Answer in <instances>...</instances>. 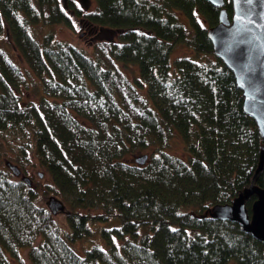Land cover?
Returning a JSON list of instances; mask_svg holds the SVG:
<instances>
[{"label": "trees", "instance_id": "trees-1", "mask_svg": "<svg viewBox=\"0 0 264 264\" xmlns=\"http://www.w3.org/2000/svg\"><path fill=\"white\" fill-rule=\"evenodd\" d=\"M218 12L205 0H0V144L16 157L0 152V264H264L263 242L206 213L250 187L263 146L213 55ZM178 46L188 54L171 61ZM8 162L45 173V192ZM41 193L71 207L65 222Z\"/></svg>", "mask_w": 264, "mask_h": 264}, {"label": "water", "instance_id": "water-1", "mask_svg": "<svg viewBox=\"0 0 264 264\" xmlns=\"http://www.w3.org/2000/svg\"><path fill=\"white\" fill-rule=\"evenodd\" d=\"M205 1L220 9L218 23L207 30L213 55L233 73L243 94L244 112L254 120L263 140L258 168L250 187L243 189L231 203L217 204L206 213L215 220L238 223L244 232L264 243V189L256 185L264 169V0H229L231 15L226 8V0ZM147 161L148 155L136 159L140 165ZM7 167L15 177L21 178L29 187L32 185L31 178L24 175L17 165L8 162ZM253 196L256 199L249 213L247 202ZM47 206L54 215L65 209L62 202L54 197L49 199Z\"/></svg>", "mask_w": 264, "mask_h": 264}, {"label": "rangeland", "instance_id": "rangeland-1", "mask_svg": "<svg viewBox=\"0 0 264 264\" xmlns=\"http://www.w3.org/2000/svg\"><path fill=\"white\" fill-rule=\"evenodd\" d=\"M90 7V5H89ZM43 30L42 29H39V32H42ZM55 37H57L58 39H66L70 42H72L74 45H76L77 47H79L80 49H83V50H88V45L86 43L85 40L79 38V34H75V32H70V31H67L66 29H62L58 26L55 27ZM188 49L185 48L184 46H178L174 49V51L172 50L171 52V55H170V58H171V61H173L175 59V57H178V56H183V55H187L188 54ZM180 139L178 138H174L172 141H171V145H170V150L171 152L177 154V155H181L183 153V144L181 141H179ZM0 152L2 153V158H7V159H10V158H16L15 157V153L13 151V146L8 144V143H2L0 144ZM10 161V160H8ZM15 164V162H13ZM16 165V164H15ZM26 170V176L30 177L31 180L34 181V186L36 188H41V192H45V189L48 184L50 183V178L48 176L45 175V173L42 174L43 177H37L38 175V170L34 169V167L32 166H29L27 167ZM40 201H39V204L41 205H44L45 207L48 208L47 206V203L49 201V199L51 197H55V196H52V195H48L46 193H41L40 195ZM59 198V197H58ZM60 199V198H59ZM60 201L63 203V205L65 206V209L62 210V212H59L56 216L57 220L60 222V223H63L65 222V218L66 216L69 214V212L71 211V207L69 205L66 204V202H64L62 199H60ZM78 248V251H81L82 249V246L81 248L79 246H77ZM27 260V258H26ZM28 263V261H27Z\"/></svg>", "mask_w": 264, "mask_h": 264}]
</instances>
